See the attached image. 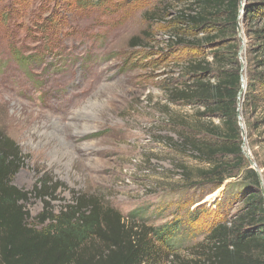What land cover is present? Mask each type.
<instances>
[{
    "label": "rangeland",
    "instance_id": "rangeland-1",
    "mask_svg": "<svg viewBox=\"0 0 264 264\" xmlns=\"http://www.w3.org/2000/svg\"><path fill=\"white\" fill-rule=\"evenodd\" d=\"M193 2L0 0V130L24 156L11 183L28 193L30 225L41 229L49 223L43 215L58 214L81 196L95 197L125 222L176 228L172 249L150 244L143 264H194L209 229L241 210L243 168L203 177L207 163L180 146L185 136L222 141L192 129L209 121L199 115L200 104L170 96L193 77L188 61L213 60L204 72L211 79L219 66L212 56L223 39L197 40L220 25L195 29L179 20L180 12L197 10ZM247 13L254 18L245 27ZM261 21L264 0H239L240 102L250 58L247 29ZM258 105L250 121L261 128L251 129L252 144L245 135L242 150L262 172L264 101ZM216 158L233 163L231 156ZM94 250L90 245L86 254Z\"/></svg>",
    "mask_w": 264,
    "mask_h": 264
},
{
    "label": "trees",
    "instance_id": "trees-1",
    "mask_svg": "<svg viewBox=\"0 0 264 264\" xmlns=\"http://www.w3.org/2000/svg\"><path fill=\"white\" fill-rule=\"evenodd\" d=\"M193 4L197 10L180 12L179 20L195 29L209 23L220 25L197 40L204 45L223 39L212 56L219 66L211 79L204 72L212 70L213 60L188 61L186 67L194 73L193 77L185 88L171 90L170 96L173 100L200 104L199 115H206L209 121L202 122L199 129H192L222 141L185 136L180 137V146L207 163L208 167L201 170L203 177L214 178L227 167L243 168L244 194L241 210L231 220L216 223L209 229L207 241L199 243L201 255L194 264H264V196L256 170L245 161L242 150L245 140L237 116L241 104L245 135L248 144H252L251 129L261 126L250 118L257 112L258 103L264 101L259 96V87H264V21L257 28L247 29L250 60L246 66V92L240 102L243 69L238 58V39L234 35L239 0H194ZM246 18L249 22L245 27L252 23L254 16L247 13ZM262 115L259 123L264 124V112ZM261 131L264 135V130ZM217 155L231 156L232 165L217 162ZM23 161L17 142L0 130V264H143L150 255V244L162 242L172 249L171 242L177 231L173 225L151 227L125 222L120 212L95 197L81 196L58 214L43 215L42 221L48 219L49 223L41 229L30 225L29 212L24 207L28 193L11 183ZM261 166L264 160L258 162V167ZM260 174L264 182V171ZM225 179L223 175L219 186ZM90 245L95 250L86 254Z\"/></svg>",
    "mask_w": 264,
    "mask_h": 264
},
{
    "label": "water",
    "instance_id": "water-1",
    "mask_svg": "<svg viewBox=\"0 0 264 264\" xmlns=\"http://www.w3.org/2000/svg\"><path fill=\"white\" fill-rule=\"evenodd\" d=\"M241 51H242V46H241V47L239 48V50H238L239 57H240V55H241ZM240 64H241V69H243V68H244V64H243V61H242L241 58H240ZM241 79H242V85H243V83H244V76H243V75L241 76ZM237 116H238V120H239V126H240V129H241L242 137H243V139H244V138H245V132H244L243 126H242V124H241V117H240V114H239V108H238ZM244 145H245V142L242 143V149H243ZM245 157H246L247 161L249 162V165H250L252 168H254V169L256 170V172H257V174H258V176H259V182H260V185H261L260 190H261V192H262V194H263V196H264V185H263V179H262V177H261V174H260V172H259V169L257 168V164H256V163L252 160V158H251L248 154H246V153H245Z\"/></svg>",
    "mask_w": 264,
    "mask_h": 264
}]
</instances>
